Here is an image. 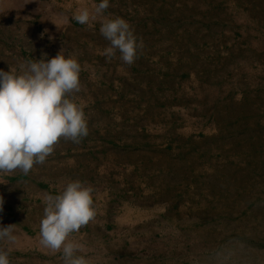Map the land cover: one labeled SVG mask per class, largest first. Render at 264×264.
Returning <instances> with one entry per match:
<instances>
[{
    "label": "rangeland",
    "instance_id": "rangeland-1",
    "mask_svg": "<svg viewBox=\"0 0 264 264\" xmlns=\"http://www.w3.org/2000/svg\"><path fill=\"white\" fill-rule=\"evenodd\" d=\"M109 3L143 41L130 66L79 23L47 45L4 36V71L78 59L89 127L28 174H0L11 264H63L39 243L43 197L75 180L94 188L97 215L71 236L92 264H264V0Z\"/></svg>",
    "mask_w": 264,
    "mask_h": 264
},
{
    "label": "clouds",
    "instance_id": "clouds-1",
    "mask_svg": "<svg viewBox=\"0 0 264 264\" xmlns=\"http://www.w3.org/2000/svg\"><path fill=\"white\" fill-rule=\"evenodd\" d=\"M109 7V0H100L91 10L78 9L73 18L81 25L99 22L100 34L109 42L101 54L110 61L119 52L120 60L130 66L138 59L143 41L124 18L106 17ZM81 71L78 59L65 55L63 49L50 59L45 54L21 64L19 72L0 69V174L20 171L26 175L35 165L44 164L61 140L78 144L88 136L86 105L76 99L82 90ZM93 192L91 185L75 180L58 194L43 197L39 243L53 254L60 253L63 264H92L78 254L85 245L71 236L95 219ZM3 204L0 196V212ZM16 242L15 224L0 225L4 245L0 264H11Z\"/></svg>",
    "mask_w": 264,
    "mask_h": 264
},
{
    "label": "crops",
    "instance_id": "crops-1",
    "mask_svg": "<svg viewBox=\"0 0 264 264\" xmlns=\"http://www.w3.org/2000/svg\"><path fill=\"white\" fill-rule=\"evenodd\" d=\"M91 0H0V53L4 36L10 37L11 44L47 45L49 36L58 38L68 27L77 23L74 14L78 9L91 10L96 5ZM106 17L108 15L104 13ZM94 31L100 28L93 22ZM45 29L47 32L45 33ZM52 29L57 31L52 35ZM63 32V33H61ZM41 33H44L41 38ZM20 39L24 41H19Z\"/></svg>",
    "mask_w": 264,
    "mask_h": 264
}]
</instances>
